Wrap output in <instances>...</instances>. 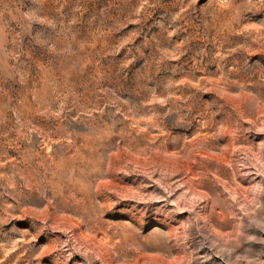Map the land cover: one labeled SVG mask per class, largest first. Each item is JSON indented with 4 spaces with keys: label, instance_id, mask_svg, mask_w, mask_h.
<instances>
[{
    "label": "rangeland",
    "instance_id": "obj_1",
    "mask_svg": "<svg viewBox=\"0 0 264 264\" xmlns=\"http://www.w3.org/2000/svg\"><path fill=\"white\" fill-rule=\"evenodd\" d=\"M0 264H264V0H0Z\"/></svg>",
    "mask_w": 264,
    "mask_h": 264
}]
</instances>
